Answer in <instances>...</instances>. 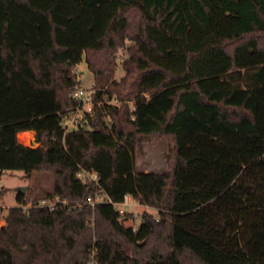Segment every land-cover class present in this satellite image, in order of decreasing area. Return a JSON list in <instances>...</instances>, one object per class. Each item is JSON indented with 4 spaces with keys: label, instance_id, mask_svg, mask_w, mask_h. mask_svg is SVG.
Returning a JSON list of instances; mask_svg holds the SVG:
<instances>
[{
    "label": "trees",
    "instance_id": "trees-1",
    "mask_svg": "<svg viewBox=\"0 0 264 264\" xmlns=\"http://www.w3.org/2000/svg\"><path fill=\"white\" fill-rule=\"evenodd\" d=\"M84 60L94 113L65 131ZM0 91V170L66 201L20 191L0 264H264V0H0ZM163 137L167 168L137 172ZM126 195L157 214L126 225Z\"/></svg>",
    "mask_w": 264,
    "mask_h": 264
},
{
    "label": "rangeland",
    "instance_id": "rangeland-1",
    "mask_svg": "<svg viewBox=\"0 0 264 264\" xmlns=\"http://www.w3.org/2000/svg\"><path fill=\"white\" fill-rule=\"evenodd\" d=\"M127 44L129 45L131 42L127 41ZM124 55L125 52L123 50L120 51V57L118 59L119 66L115 74V78L117 79L121 78L124 74V69L121 66ZM78 72L81 75V85L85 88H93L94 74L88 68L85 60L79 64ZM113 102L124 103L125 101H118L117 99H114ZM129 103L132 104L131 102ZM7 111L8 110L3 111V107L0 102V121L8 117ZM11 119L10 115L5 121H10ZM24 142L29 143V141ZM37 145L38 143L32 142V146ZM169 149L170 141L168 137L153 139L144 143L143 152L138 155L136 159V171L161 172L165 170L168 165ZM23 187L27 188L25 191V194L27 195V202L25 206H29L31 202L47 197V192L53 187V176L49 172H35L31 177H28L23 170H0V192H2V196L0 198V211L3 215L7 214L10 207L18 205L17 195ZM115 206L118 210L122 209L124 211V213L121 214V219L126 225L139 226L142 223L141 214L144 211L157 214V210L155 208L140 204L131 197L128 198L127 202L117 203ZM131 214L133 215L131 216Z\"/></svg>",
    "mask_w": 264,
    "mask_h": 264
},
{
    "label": "built area",
    "instance_id": "built-area-1",
    "mask_svg": "<svg viewBox=\"0 0 264 264\" xmlns=\"http://www.w3.org/2000/svg\"><path fill=\"white\" fill-rule=\"evenodd\" d=\"M81 75L78 72L77 67V80L78 85L76 86L75 91L72 93V96L78 100L79 104L74 112H71L70 114L66 115L63 120V125L65 128V131H71L73 129L78 128L80 125L86 124L88 122V115H93L94 113V93L95 90L93 88H85L81 85L80 81ZM79 177L88 180V181H97L99 178V174L94 171H88V170H82L79 173ZM130 196L126 195L124 202L128 201V198ZM89 202H92V198H88ZM34 202H31L29 206L33 205ZM66 201L61 200L59 198L51 199L49 197H45L40 199L36 202L39 206H46L49 207L51 210L58 209L59 206L62 204H65ZM121 213H124L122 209L119 210Z\"/></svg>",
    "mask_w": 264,
    "mask_h": 264
},
{
    "label": "crops",
    "instance_id": "crops-1",
    "mask_svg": "<svg viewBox=\"0 0 264 264\" xmlns=\"http://www.w3.org/2000/svg\"><path fill=\"white\" fill-rule=\"evenodd\" d=\"M31 132V133H33L32 134V138L30 139V141H29V143H27V142H24V141H22L21 139H19V141L21 142V143H25V144H29V145H32V142H36V132L34 131V130H26V131H21L19 134H18V137L20 138V134L21 133H25V132ZM37 143V142H36ZM49 192V191H48ZM39 201V200H38ZM5 223H6V220H5V215H3L2 214V212L0 211V227H2L3 225H5Z\"/></svg>",
    "mask_w": 264,
    "mask_h": 264
},
{
    "label": "bare ground",
    "instance_id": "bare-ground-1",
    "mask_svg": "<svg viewBox=\"0 0 264 264\" xmlns=\"http://www.w3.org/2000/svg\"><path fill=\"white\" fill-rule=\"evenodd\" d=\"M32 134L33 133H31V132H25V133H21L20 134V139L22 140V141H30V139L32 138Z\"/></svg>",
    "mask_w": 264,
    "mask_h": 264
},
{
    "label": "water",
    "instance_id": "water-1",
    "mask_svg": "<svg viewBox=\"0 0 264 264\" xmlns=\"http://www.w3.org/2000/svg\"><path fill=\"white\" fill-rule=\"evenodd\" d=\"M26 189H27L26 187H23V188H21L20 191L23 192V193H25Z\"/></svg>",
    "mask_w": 264,
    "mask_h": 264
}]
</instances>
